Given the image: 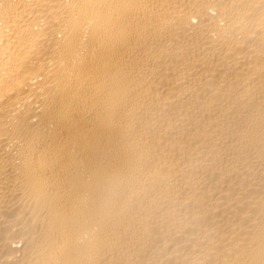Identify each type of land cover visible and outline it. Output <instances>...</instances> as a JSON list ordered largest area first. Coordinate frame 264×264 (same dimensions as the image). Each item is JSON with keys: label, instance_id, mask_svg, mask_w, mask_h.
Listing matches in <instances>:
<instances>
[{"label": "bare ground", "instance_id": "1", "mask_svg": "<svg viewBox=\"0 0 264 264\" xmlns=\"http://www.w3.org/2000/svg\"><path fill=\"white\" fill-rule=\"evenodd\" d=\"M0 264H264V0H0Z\"/></svg>", "mask_w": 264, "mask_h": 264}]
</instances>
